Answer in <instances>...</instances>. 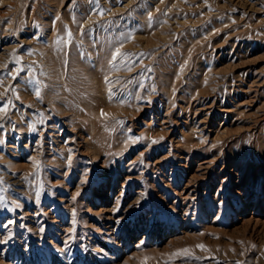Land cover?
<instances>
[{
  "label": "rangeland",
  "instance_id": "rangeland-1",
  "mask_svg": "<svg viewBox=\"0 0 264 264\" xmlns=\"http://www.w3.org/2000/svg\"><path fill=\"white\" fill-rule=\"evenodd\" d=\"M0 264H264V0H0Z\"/></svg>",
  "mask_w": 264,
  "mask_h": 264
},
{
  "label": "snow or ice",
  "instance_id": "snow-or-ice-1",
  "mask_svg": "<svg viewBox=\"0 0 264 264\" xmlns=\"http://www.w3.org/2000/svg\"><path fill=\"white\" fill-rule=\"evenodd\" d=\"M120 53V50L119 49H117L116 50V54L118 55ZM115 57H113V59H114ZM36 95L39 97V95H40V93H39V91L37 90V92H36ZM102 115H104V113H102ZM197 247H200V248H204L205 246L204 245H197ZM190 253V250L189 249H178L177 250V253H173V255H176V254H185V255H187V254H189Z\"/></svg>",
  "mask_w": 264,
  "mask_h": 264
}]
</instances>
